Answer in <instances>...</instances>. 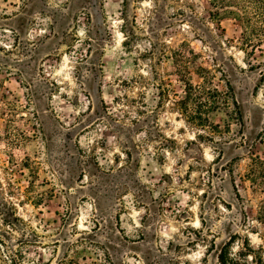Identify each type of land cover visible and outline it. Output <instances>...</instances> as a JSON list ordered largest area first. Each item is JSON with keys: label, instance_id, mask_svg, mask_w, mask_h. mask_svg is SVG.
I'll return each mask as SVG.
<instances>
[{"label": "rangeland", "instance_id": "rangeland-1", "mask_svg": "<svg viewBox=\"0 0 264 264\" xmlns=\"http://www.w3.org/2000/svg\"><path fill=\"white\" fill-rule=\"evenodd\" d=\"M254 27L209 0H0V264H264ZM201 67L242 114L209 113L222 137L172 107Z\"/></svg>", "mask_w": 264, "mask_h": 264}, {"label": "trees", "instance_id": "trees-1", "mask_svg": "<svg viewBox=\"0 0 264 264\" xmlns=\"http://www.w3.org/2000/svg\"><path fill=\"white\" fill-rule=\"evenodd\" d=\"M212 5L218 6L224 9L226 13L234 16L235 19L240 20L249 34L245 35L244 42L248 45L252 39L251 35L255 32L257 27L254 24L258 22H264V10H261V4H264V0H209ZM250 8L254 9V15L248 14ZM260 25V24H259ZM250 33H252L250 35ZM243 42V44H244ZM202 82L194 84L191 79H183L184 81V96L178 100L172 102V107L177 109L180 114L185 116L186 122L193 128L198 129L200 132H206V134L198 133L197 137H204L206 139H212L213 135H219L222 137L224 134L223 129L209 119V113L219 107L220 104L228 102V98L232 100L235 112L237 115L236 120L243 124V118L239 109L236 99L231 93V84L227 81L226 85L230 92L221 93L216 88H212L209 71L201 67ZM181 77H187L184 72H179ZM209 84V85H208ZM257 141L264 143V128L257 134ZM232 171L231 169L229 170ZM246 180L250 182V188L253 192L264 191V159L259 156H251V164L248 167V171L245 174ZM238 193V192H237ZM218 261L220 264H233L232 258H230L228 246L225 245L218 254Z\"/></svg>", "mask_w": 264, "mask_h": 264}]
</instances>
